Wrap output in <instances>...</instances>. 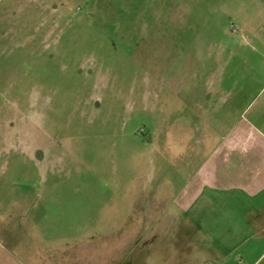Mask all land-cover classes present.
I'll return each mask as SVG.
<instances>
[{"label":"rangeland","instance_id":"obj_1","mask_svg":"<svg viewBox=\"0 0 264 264\" xmlns=\"http://www.w3.org/2000/svg\"><path fill=\"white\" fill-rule=\"evenodd\" d=\"M216 147L264 172V0H0V264L247 263L184 212Z\"/></svg>","mask_w":264,"mask_h":264},{"label":"crops","instance_id":"obj_2","mask_svg":"<svg viewBox=\"0 0 264 264\" xmlns=\"http://www.w3.org/2000/svg\"><path fill=\"white\" fill-rule=\"evenodd\" d=\"M196 89V92L184 98L183 105L194 117L199 131L203 132L202 118L206 116L209 104L215 114L221 113L225 104L221 96L217 99L218 94L209 96L202 92V86ZM244 136L245 132L240 128H235L231 132V138L227 145L230 152L234 153L237 150ZM206 141V138L201 140V148ZM262 163L258 159L241 162L238 157L232 154L224 155L223 147H216L213 156L201 160L198 171L186 184L182 196L185 213H192L196 210L201 218L210 217V220L202 219L198 223L195 222V228L200 230L204 241L207 242V239H211L210 243L218 246L224 245L226 238L229 245L246 246L247 263L245 264H264V249L260 256L256 257L255 255L256 250L264 246V172L261 169ZM251 165L260 170L251 176L245 175L246 173L241 176V172L246 171L244 166ZM221 199L222 201H220ZM225 212L231 213L232 219L228 222H224L223 217L218 215ZM224 230L230 232L225 235ZM243 259L245 260V258ZM225 264L239 263H234L231 258Z\"/></svg>","mask_w":264,"mask_h":264}]
</instances>
